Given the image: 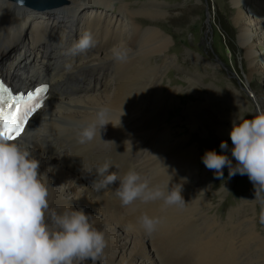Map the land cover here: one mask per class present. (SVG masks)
<instances>
[{
    "label": "bare ground",
    "instance_id": "bare-ground-1",
    "mask_svg": "<svg viewBox=\"0 0 264 264\" xmlns=\"http://www.w3.org/2000/svg\"><path fill=\"white\" fill-rule=\"evenodd\" d=\"M62 1L66 3L56 6L44 2L41 3L45 5L39 3L28 5L29 3L19 4L12 0H0V51L13 46L22 47L23 43L21 42L28 21L24 7L51 10L66 5L65 8L63 7L62 12L68 17L74 20L77 15L80 16L82 8L79 6L83 4L84 0ZM109 1L111 0H100L101 5L96 7L90 5L91 7H88L89 11L85 16L86 21H83L81 30L82 33L90 31L97 43L86 54L75 57L66 55L67 50L75 42L72 34L64 30L61 25L56 24L53 26L48 21L40 20L32 29L30 44L24 46L34 53L36 51L38 55H44L45 58L35 60L31 65H25L23 71L15 78L10 77L11 74L9 75L8 80L11 83L13 81L12 84L18 88L33 87L43 81L50 82L53 86L51 96L44 108L30 119L23 135L13 141L22 145L27 144L34 157L40 161L38 171L45 174L48 179L49 211L60 213L72 207L83 209L86 214L90 215L94 226L106 234L108 246L112 248L111 252L105 249V264H171L169 261H175L172 264H185L180 261L182 258L179 257L174 259L168 256L166 259L163 257L164 255L161 256L159 251L161 249L158 248L159 244L165 249V247L171 245V241L181 242L179 240L182 239L183 232H188L192 236L189 237L199 244L200 261L202 259L200 264H264L260 262L264 259V256L259 260L255 255V249H250V243L248 241L246 243L245 239H243L245 241L241 240L242 236L238 239L239 237L237 238L236 234V231L243 225L249 227L253 233V228L256 226L254 216L243 215L241 217L239 209L233 208L232 211H229L228 222H220L218 215L210 214L214 210V206L211 205L212 202L207 203L210 205L208 207H200L196 203L200 200H195L199 191L197 186H184L182 184L183 180H180L181 183L176 188L172 184L174 189L181 188V195L185 200L183 208L186 209V215L178 219L174 217L172 212V209L178 206L165 207L162 201L147 204L136 201L129 208H122L118 197L115 196L119 181L111 184L107 189L96 192L92 189L89 179L75 168L74 161L89 159L88 152L91 153L96 150L97 143L101 142L105 147L103 157L114 155L113 162L115 164L127 167V171L130 169L135 170L149 180L150 186L158 187L159 182L157 183L156 180L159 181L161 174H159L160 172L157 173L159 178L156 179V172H164L165 167H167V171L169 165H172L173 168V162L171 164L172 159L170 161V158L180 159L183 158L184 153L188 155V152H184L185 149H183L186 137L172 136L175 131L182 132V130H172L166 125V118L174 115L173 105L176 106L177 102L180 103L179 95L185 89L195 95L202 90L201 87H205V93L209 94L210 97H220V100L226 99L227 101L234 100L239 104L244 102L243 95L238 94L233 89H230V95L222 94L221 96L219 94L220 96H218L213 85L203 84L199 80L202 75L200 72L193 73L186 69L187 65H194L196 68L201 67L204 68V73L209 76L212 75L213 66L209 64L201 66L200 64L203 63L200 60L195 61L196 56L193 55H189L193 61L189 59L186 64H181L176 58L168 55V48L172 46L173 42L162 31L164 26L167 27L168 23H165L166 21L156 23L154 28L148 27L147 23L137 20V17L140 16L151 18L168 16V4L158 2V0H150L148 3L133 6L122 0L120 8L112 10L108 6ZM230 1L235 9L233 22L239 44L244 49L248 60L249 75L254 76L259 67L256 49L258 44L264 45V0ZM246 2L256 4L255 8L251 9L253 17L250 13L249 16L246 11ZM102 32L105 35L100 39ZM122 48L132 50L131 58L125 63L117 62L113 57V49ZM58 56L63 57V61L61 62V58H59L60 61L58 64L56 63L55 70H50V65L54 62L53 60H58L56 58ZM48 58L49 67H46ZM67 61L74 64V71L71 73L63 70V66ZM140 67L149 72H146L149 76H146L147 79L144 81H137L138 78L143 79L141 78L143 77L141 70L139 72L142 76L137 70ZM44 69L50 70L47 77L42 74ZM133 70H136L141 77H138L137 74L138 78L135 77ZM173 79L181 81L183 88L168 85ZM22 80H25V82H21ZM76 83H81V93L73 92ZM191 104L193 105V103ZM100 107L109 108L111 123L114 126L109 123L101 129L100 136L98 133L93 141L84 144L79 143L77 131L93 121ZM170 111L173 112L170 113ZM182 113L183 111H180V117L173 122L174 124H176L175 122L178 124L182 122ZM157 121L164 127L165 136L163 132L159 134L155 131L154 128L158 127L154 126L151 129L154 122V125L159 124ZM109 144L118 146L119 151L113 154ZM191 151L194 154L193 159H185L186 163L191 162L184 168L186 176L193 174L195 171L197 172L198 168V160L195 155L197 154L196 148L192 147ZM159 154H162L160 157L164 155L168 158H163V165L157 160ZM182 162L179 164L185 163ZM97 163L99 164V162ZM176 166L178 167V164ZM177 170L183 172L180 167ZM170 172L172 171H169L167 175ZM177 174L179 175V173ZM174 181L176 180L174 179ZM158 185L161 186V183ZM199 188L201 187L199 186ZM102 206H106L108 211L113 210L115 213H111L116 217L118 215L132 217V221L135 223L137 217L143 213L149 216L161 217L162 223L157 231L150 236L142 230L134 235L129 234V230L122 221L113 222L114 219L111 221L106 217V211H103ZM177 214L176 216H178ZM206 217L209 219V225ZM128 223L126 221V224ZM221 233L223 235L216 239L215 237ZM238 234L241 233L238 232ZM250 242L252 241L250 240ZM182 243H184L183 240ZM189 243L188 246H194L191 242ZM194 248L197 247L194 246ZM164 249L163 252L168 250L164 251ZM194 251L198 250L195 249ZM197 256L195 258L199 260Z\"/></svg>",
    "mask_w": 264,
    "mask_h": 264
},
{
    "label": "rangeland",
    "instance_id": "rangeland-1",
    "mask_svg": "<svg viewBox=\"0 0 264 264\" xmlns=\"http://www.w3.org/2000/svg\"><path fill=\"white\" fill-rule=\"evenodd\" d=\"M123 1L111 0L108 2V6L112 10L113 9L117 10V8H120L121 3ZM149 1L150 0H125L124 2L130 3L131 5L134 6V5H139L141 3H148ZM158 2H163L169 5L168 16L160 17V18L140 16L137 17V20L147 23L148 27H154V28L156 27L155 26L156 23L158 22L163 23L164 21H166L165 23H168L167 27L164 26V29H162V31L165 35L170 37V40L173 42V44H171L172 46H169L168 48V55L176 58L178 62H180L181 64H186V62L189 59L193 61V59L190 58L189 56V55H193L196 56V58H194L195 61L200 60L203 63L200 64L201 66H203L204 64H209L213 66L212 69L214 73L212 72V75L210 74L209 76L206 73H204L203 70L204 68L201 67L196 68L194 65H187L186 69L192 71L193 73L200 72L202 75L201 77H199V80L203 84L213 85V87H215V92L218 94V96L220 95L222 96V94L230 95L231 94L230 89H233L234 91H237L238 94L243 95L244 102L243 104H239L236 103V101L234 100L227 101L226 99L220 100V97L219 98L215 96L210 97L209 94L207 95L205 93V87H201L202 92L199 91L195 95L192 92L187 91V89H185L184 92L179 95L180 103L177 102L176 106L173 105V108L175 109L174 115L168 116L166 118V125H168L172 130L175 129L182 130V132L175 131L174 133H172L173 134L172 136L186 137V143L183 149H185L184 152L186 153L188 152L189 156L185 155L184 153V155L182 156L183 158L180 159L170 158V161L172 159L171 164L173 162V168L171 167L172 165L171 166L169 165L168 166L169 170L167 169L166 171L167 167H165L164 172L157 171L156 175L157 173L160 172L159 174L163 176L161 177L160 175L159 181L156 180L157 183L159 182L158 184L161 183V186L158 185L157 183L156 184L159 188L161 187V189H164L166 186L167 187L171 186L170 189L171 188L174 189V187L176 188V186H179V184L183 180L184 182L182 181V184L184 186H189V187L197 186L199 191L195 200L198 199L200 200L196 201V203L200 207H206V206L208 207L210 205H208L207 203L212 202L211 205L214 206V210L210 212V214L212 213V215L213 214L218 215L220 222H225V223L228 222L229 211H232L233 208L239 209V212L242 215L241 217H243V215H247L248 217L254 216L256 221V226L255 228H253V233L251 232V229L249 227L243 225L242 227L239 228L240 230L238 229V231H236V234H237V238L239 237L238 239H240L242 236L241 240L245 239L246 241L245 240L243 241H245L246 243L248 241V243H250L249 245L250 249L256 250V251L254 250L255 255L260 260L264 256L263 255L264 225H261L259 223V214L261 210L260 205L258 203L253 202V199L255 198V190L252 182L249 180L247 175H240L239 173H237L235 176L229 177L227 167L223 169V177L217 178L215 174V170H210L205 167L202 161V156L204 155L206 150H215L218 154L227 155L229 159L232 160L233 165L236 164V161L231 154V149L233 145L229 136V133L233 126V122L237 119V117L238 118L251 117L257 114L258 111H264V45L258 44L257 46L256 58H257V63L259 65L258 72L254 74V76H250L249 75L250 68L248 66V60L246 59L244 49H242V47L239 44L238 35L235 31L236 28L233 22V19L235 17V9L233 3L230 0H158ZM101 4L102 3L100 2V0H84L83 4L79 6L82 8L80 16L77 15L74 20H72L65 13L62 12L66 5L63 6L64 8L62 7L59 9H51V10H37V9H30L24 7L25 11L27 12L28 21L27 24L25 25L24 35L21 42L23 43V45L22 47L19 48L13 46L0 51V73L2 75L4 74L7 77V79H9L10 77L15 78L16 75H19L23 71L22 69L25 65H31L35 62V60H42V58L43 59L45 58L44 55L43 56L42 54L38 55L36 51L34 53L33 51L29 50L28 47L26 48L24 46L25 44L28 45L30 44L32 29L37 22L42 20V21L50 22L51 25L53 26L56 24L61 25L63 29L69 31L72 34L73 39L77 41L82 33L81 28L83 25V21H86L85 16L86 13L89 11L88 7H91L90 5H93L92 7H96ZM255 5L256 4H253L251 2L248 3L246 2L245 4L247 8L246 11L248 12L249 16L251 14V16L253 17V13H251V9L255 8ZM145 23L144 26L146 25ZM103 35L105 34L102 32V35L99 38L100 39L103 38ZM56 58H58V60L57 59L53 60L54 62L50 65V70H55L56 63L57 64L59 63L60 61L59 58H61V56H58ZM47 60H48V65L46 64V67L47 66L49 67V58ZM62 61H63V57L61 58V62ZM214 66H216V68H214ZM142 69L143 68L140 67L137 70L138 72L139 70H141L140 72L143 74V77H141L142 74L140 72L139 74H141V76L137 74L138 72H136V70H133L134 71L133 74L135 75V77H137L138 75V77L140 76L141 78H143L140 79L137 77L138 78V79L136 78L137 81L138 80L144 81L147 79L146 76H149L147 74L149 72L147 70L144 71V69L142 72ZM50 70L44 69L42 74H44L47 77ZM21 82L24 83L25 80H22ZM12 83L14 82L12 81ZM80 84L81 83L75 84L73 88L74 93H81L82 89ZM168 85H174L175 87L183 88V83L177 79H173L172 82L168 83ZM191 103H193V105ZM180 111H183L182 122H181L182 124L181 123L178 124L177 122H175L176 124H174L173 122L177 121L180 117ZM172 112L173 111H170V113ZM154 123L152 124L151 129H153L154 126L158 127V128H154L155 131L159 132V134L163 132L164 135L165 131H163L164 127L162 126V124L158 121L157 123L159 124L154 125ZM221 141L227 142L228 144L227 150H222L220 148ZM100 143H97L98 147L96 150H94L91 153L88 152L89 159L86 158L85 160L80 161L76 158L77 160L75 161L77 162L74 161V164H76L75 168L79 170L81 173H83L89 179L91 184L94 181H98L100 179L95 168H100L105 164L111 166L109 168V173L117 172L118 175L122 177L127 172V167L123 165H117L113 162L114 155H107L103 157L105 152V147L103 146L104 145L103 143L101 144ZM165 143L166 142L164 141V144ZM114 144H109V148L112 149L111 152L113 154L116 151H119V149H117L118 146ZM192 147H195L197 151L196 152L197 154L195 155L197 156V160H198V168H197V172L195 171L193 173L194 176L193 174L186 176L184 173L185 172L184 168L189 165L188 163H191L190 161L188 162V160L193 159L194 154L191 151ZM160 155L162 154L158 155L159 157L157 160L158 162L160 161L161 164L163 165L164 164L163 158L164 159H168V158H166L164 155H163L164 157L163 156L160 157ZM186 158L188 159L187 160L188 163L185 162ZM173 160L174 161L177 160V161H175L174 163ZM182 161L185 163H183ZM97 162H99V164ZM180 162H182L183 164L180 165L181 164ZM83 164L85 165L83 166ZM177 164L178 167H180V170L183 172L178 171L179 169L177 170L178 168L176 166ZM169 171H172L170 172V174L173 178L170 176V174L167 175ZM177 173H179V175ZM174 174L177 176V178L176 176L174 177ZM156 175L155 177L156 179H158L159 176ZM164 178H165L164 182L167 183L168 185L163 182ZM174 179L177 182L174 181ZM172 184H174V187ZM199 186L202 189L199 188ZM205 197L207 198V200ZM239 205L242 207H240ZM179 208L181 209L179 210ZM102 209L104 212L106 211L105 214L107 215L106 217L109 220L112 221L114 219L113 222L122 221L129 230L128 232L129 234L134 235L140 230L139 226L132 221L133 220L132 217L129 216L126 217L127 215H123V216L118 215L116 217L115 215H112V213L113 214L115 213L113 210L108 211L106 206H102ZM172 210L174 217L178 219H181L183 218V216L186 215L185 212L186 209H184L183 207H174ZM182 210L185 214H182L183 213ZM177 212H179V214H177ZM176 214L178 216H176ZM113 216H115L116 218ZM206 219H207V224L209 225V219L207 217ZM126 221H128L129 223L126 224ZM238 232L241 234L239 235ZM221 235H223V233L218 235L217 236L218 238L217 237L215 238L219 239ZM189 236L191 235L188 232L186 233L183 232L182 239L179 240L181 242L171 241L170 243L171 245L165 247V249L159 244L158 248L161 249L159 250L161 252V256L164 255L163 257L165 258L166 257L168 258V256H170L169 258H174V259H178L179 257L180 259L182 258L180 261H182L185 264H195V263L200 264L202 259L200 261L201 254L199 255V253L201 251L199 250L200 248L199 244L193 238H191L192 236L191 237ZM183 238L186 239L187 241L185 242ZM188 239L189 242H191V244H194V246L197 248H194V246L192 245H191L192 247L188 246L190 245ZM182 240L184 243H182ZM250 240L252 242H250ZM256 247L258 248L261 247V248L258 249ZM107 248L106 251L111 252L112 250L111 246H108ZM163 249L164 251H166L167 249L168 250L166 252H163ZM193 249L194 250L196 249L198 251H194ZM260 250L262 251L260 252ZM191 256H193L194 258H192ZM196 256L199 257V260L198 258H195ZM262 260L260 262L264 263V261ZM169 262L171 264L173 262L175 263V261L173 262L169 261ZM83 264H92V261L88 260L83 262ZM103 264H105V261L103 262Z\"/></svg>",
    "mask_w": 264,
    "mask_h": 264
},
{
    "label": "clouds",
    "instance_id": "clouds-1",
    "mask_svg": "<svg viewBox=\"0 0 264 264\" xmlns=\"http://www.w3.org/2000/svg\"><path fill=\"white\" fill-rule=\"evenodd\" d=\"M96 43L94 35L84 31L66 55H84ZM131 55V49H113L117 62H128ZM63 70L73 72L74 64L65 62ZM109 123V108L100 107L93 121L77 131L78 142L93 141ZM229 136L236 164L215 150L205 151L203 164L215 170L217 178L223 177L225 167L229 177L237 173L247 175L255 190L253 202L260 205L259 223L264 225V111L251 117H237ZM220 148L227 150V142L221 141ZM110 167L105 164L95 168L100 179L91 187L100 192L119 181L115 196L122 208L127 209L136 201L145 204L162 201L165 207L185 204L181 188L169 190L167 186L164 189L150 186L149 180L135 170L130 169L120 177L117 172L109 173ZM39 168L40 161L27 144L0 136V264H83L88 260L92 264H103L108 247L106 234L94 226L92 217L83 209L70 207L60 213L50 212L48 179L39 173ZM161 223V217L146 213L136 219L140 230L149 236Z\"/></svg>",
    "mask_w": 264,
    "mask_h": 264
},
{
    "label": "snow or ice",
    "instance_id": "snow-or-ice-1",
    "mask_svg": "<svg viewBox=\"0 0 264 264\" xmlns=\"http://www.w3.org/2000/svg\"><path fill=\"white\" fill-rule=\"evenodd\" d=\"M50 91V85L45 83L37 87L34 92L27 94L30 101H34L21 114L18 101L21 96H14L10 89H7L0 82V136L9 141H14L25 131V125L29 122V117L37 113L46 101V94ZM3 93H7L10 102L5 103Z\"/></svg>",
    "mask_w": 264,
    "mask_h": 264
},
{
    "label": "water",
    "instance_id": "water-1",
    "mask_svg": "<svg viewBox=\"0 0 264 264\" xmlns=\"http://www.w3.org/2000/svg\"><path fill=\"white\" fill-rule=\"evenodd\" d=\"M12 1L17 2L19 4L29 3L28 5L36 4V3H39L40 5H45V4L41 3V2H44L48 5L54 4V5L58 6V5L66 3V2H63L62 0H22V2H21V0H12Z\"/></svg>",
    "mask_w": 264,
    "mask_h": 264
}]
</instances>
